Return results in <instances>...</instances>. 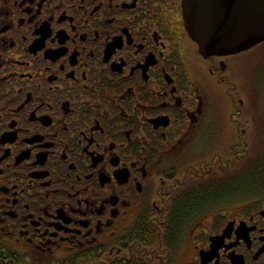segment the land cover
Instances as JSON below:
<instances>
[{
  "label": "flooded vegetation",
  "instance_id": "flooded-vegetation-1",
  "mask_svg": "<svg viewBox=\"0 0 264 264\" xmlns=\"http://www.w3.org/2000/svg\"><path fill=\"white\" fill-rule=\"evenodd\" d=\"M183 1L0 0L5 254L264 264V118L235 98L247 53L203 57Z\"/></svg>",
  "mask_w": 264,
  "mask_h": 264
},
{
  "label": "water",
  "instance_id": "water-1",
  "mask_svg": "<svg viewBox=\"0 0 264 264\" xmlns=\"http://www.w3.org/2000/svg\"><path fill=\"white\" fill-rule=\"evenodd\" d=\"M182 9L203 57L237 56L264 43V0H184Z\"/></svg>",
  "mask_w": 264,
  "mask_h": 264
},
{
  "label": "rangeland",
  "instance_id": "rangeland-1",
  "mask_svg": "<svg viewBox=\"0 0 264 264\" xmlns=\"http://www.w3.org/2000/svg\"><path fill=\"white\" fill-rule=\"evenodd\" d=\"M238 91L235 98L245 102L247 114L264 118V43L240 58L233 60ZM245 69H244V67ZM219 107L231 112L230 104L219 100ZM221 117H229L225 111L220 112ZM264 137V131H260ZM253 138V137H252Z\"/></svg>",
  "mask_w": 264,
  "mask_h": 264
},
{
  "label": "trees",
  "instance_id": "trees-1",
  "mask_svg": "<svg viewBox=\"0 0 264 264\" xmlns=\"http://www.w3.org/2000/svg\"><path fill=\"white\" fill-rule=\"evenodd\" d=\"M0 264H26V262L16 258L15 255L10 253L5 254L2 250H0Z\"/></svg>",
  "mask_w": 264,
  "mask_h": 264
}]
</instances>
